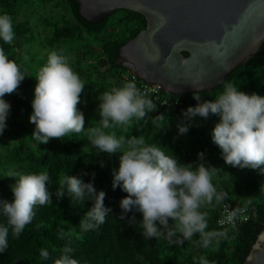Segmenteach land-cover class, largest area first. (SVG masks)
<instances>
[{
  "label": "clouds",
  "instance_id": "1",
  "mask_svg": "<svg viewBox=\"0 0 264 264\" xmlns=\"http://www.w3.org/2000/svg\"><path fill=\"white\" fill-rule=\"evenodd\" d=\"M14 38L12 17L0 15V40L11 44ZM71 59L63 51L53 50L35 76L29 118L35 126L33 139L39 144H47L52 140H63L69 134L83 133L99 153L109 156L120 153L119 167L113 169L112 187H119L127 195L119 202V219L133 225L137 221L136 213H140L142 219L138 226L144 239L163 237L169 245H183L198 235V246L213 250L222 239H228V228L207 230L206 213L200 210L214 206V201L222 203L226 199V194L218 192L212 183L217 168L203 163L205 154L198 153V163L182 164L167 155L159 145L146 144L143 138L107 134L104 130L113 127L127 131L133 119L143 120L149 112L157 109L132 81L99 94L96 110L100 117L99 126L86 128L84 113L78 108L85 83L73 71ZM26 76L16 61L10 60L0 48V135L7 128L11 108L4 97L17 92ZM193 98L198 103L182 111V119L177 124L178 135L187 134L196 117L207 120L210 116H217L219 120L211 131V139L221 150L225 164L259 170L264 174V96L240 91L236 85L225 81L223 92L215 99H202L197 92ZM90 175L91 182L86 183L77 176L65 174L55 192L58 199L67 193L71 203L85 202V197L93 202L79 221L83 232L104 224L113 211L105 206L106 193L102 190L97 192L94 186L95 173ZM7 177H14L15 183L10 185L13 200L0 199V216L6 221L0 223V253L8 248L10 232L13 239H19L34 219L37 206L53 203V193L48 188L51 176L47 171L39 174L10 173ZM240 211L239 208L230 211L219 223L233 224ZM58 238H65V229L58 230ZM61 252L53 264H79L73 258L74 249L70 243ZM40 256L45 260L50 258L45 249L40 250ZM193 259L196 260L195 257ZM198 264L210 262L201 256Z\"/></svg>",
  "mask_w": 264,
  "mask_h": 264
},
{
  "label": "trees",
  "instance_id": "2",
  "mask_svg": "<svg viewBox=\"0 0 264 264\" xmlns=\"http://www.w3.org/2000/svg\"><path fill=\"white\" fill-rule=\"evenodd\" d=\"M34 3V0H0V15L12 17L15 33L11 44L0 40V48L6 56H12L17 48L25 44L37 43L60 52L61 42L76 45L81 42L84 46L86 40L85 46L90 52L75 59L72 55L68 56L72 58L70 64L73 71L85 83L81 94L84 108L78 105L85 116V127L99 126L100 117L97 114V118L93 119L92 110L98 108L100 93L122 87L128 81L134 82L141 91L144 80L134 77L116 59L120 47L146 27V17L140 12L120 8L103 20L93 22L81 14L78 0H43L51 7V12L47 17L42 16L40 20L43 24L40 26L31 21L36 12ZM44 27L49 31L46 36L42 31ZM56 43H59L57 48L54 47ZM35 84V78L28 77L22 81L20 93L4 97L11 108L7 128L0 135V143H5L4 152H0V199L13 200L10 185L15 183V178L7 177L10 173L39 174L47 171L51 176L48 188L53 193V203L35 208L34 219L19 239H13L9 233L8 248L0 253V264H53L62 254L61 249L69 243L74 249L73 258L79 264H173V245H169L163 237L146 240L141 236L138 226L142 219L140 213H136L137 221L133 225L119 219V202L127 195L119 187H112L113 169L119 167L120 153L111 156L99 153L83 133L69 134L63 140H52L47 144H39L33 139L35 126L29 118ZM162 98H167L170 104L161 105L153 101L157 109L149 112L143 120L133 119L127 131L122 127L104 131L117 137L143 138L146 144L159 145L173 157V93L163 91ZM161 114L162 118H158ZM84 172L89 175H82ZM91 173H95L97 192L102 190L106 193L105 206L113 211L104 224L83 232L79 221L93 202L85 197V202L71 203L67 193L58 199L55 192L63 175L77 176L88 183L91 182ZM2 222L6 221L0 216ZM61 228L65 229L64 239L58 238ZM41 249L49 252V259L40 256Z\"/></svg>",
  "mask_w": 264,
  "mask_h": 264
},
{
  "label": "water",
  "instance_id": "3",
  "mask_svg": "<svg viewBox=\"0 0 264 264\" xmlns=\"http://www.w3.org/2000/svg\"><path fill=\"white\" fill-rule=\"evenodd\" d=\"M80 12L97 22L114 10L143 14L147 25L120 47L116 62L149 83L173 93V0H78Z\"/></svg>",
  "mask_w": 264,
  "mask_h": 264
},
{
  "label": "rangeland",
  "instance_id": "4",
  "mask_svg": "<svg viewBox=\"0 0 264 264\" xmlns=\"http://www.w3.org/2000/svg\"><path fill=\"white\" fill-rule=\"evenodd\" d=\"M34 7L36 8V12L32 15L31 21L34 24H37L40 26H42V22H41V18L43 15H45L46 17L48 15H50V10L51 7L46 4L43 3V0H34ZM50 4V3H49ZM48 5V6H47ZM21 16L24 17V15L22 14ZM20 16V18H21ZM19 18V19H20ZM40 21V22H39ZM44 22V21H43ZM44 32V36H46V33L49 32L48 29L45 27L42 30ZM128 33V29L126 30V34ZM62 43V51L64 55H72L73 59H75L76 57L83 56L84 53L86 52H90L87 51L88 50V46L86 44V40L84 41V46H82L81 42L76 44H71V43ZM90 43V42H89ZM69 44V45H68ZM92 44V43H91ZM55 48L59 47V43H56L54 45ZM53 51L51 47L46 46L44 44H25L23 47L21 48H17L16 49V53L14 52V54L12 56H7L10 60H15L16 63L20 66L21 70L28 76L25 77H31V78H35V76L37 75L38 71L40 70V68L47 63V57L48 54ZM22 54V55H21ZM25 56H27V59H25ZM22 87L20 86L19 89L17 90V92H21ZM81 102H82V98H81ZM80 106H83L84 108V104L80 103ZM97 109L92 110L93 112H91V114L93 113V119L97 118ZM87 112V111H86ZM90 114V113H89ZM3 143H0V152H4V147H3ZM5 144V143H4Z\"/></svg>",
  "mask_w": 264,
  "mask_h": 264
},
{
  "label": "built area",
  "instance_id": "5",
  "mask_svg": "<svg viewBox=\"0 0 264 264\" xmlns=\"http://www.w3.org/2000/svg\"><path fill=\"white\" fill-rule=\"evenodd\" d=\"M133 74V73H132ZM134 77H137L133 74ZM160 83H149L144 81L142 84L141 92H143L147 98L155 102H160L161 105H168L170 101L167 98H162V92Z\"/></svg>",
  "mask_w": 264,
  "mask_h": 264
}]
</instances>
